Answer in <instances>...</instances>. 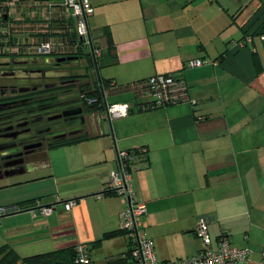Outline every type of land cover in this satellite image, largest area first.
<instances>
[{"label":"crops","instance_id":"obj_1","mask_svg":"<svg viewBox=\"0 0 264 264\" xmlns=\"http://www.w3.org/2000/svg\"><path fill=\"white\" fill-rule=\"evenodd\" d=\"M13 1L11 20L17 31L9 33L10 22L4 19L0 39L5 44L14 39L21 54L22 38L38 40L36 33L48 23H39L40 13L28 1ZM88 1L94 8L89 19L92 41L102 48L101 77L127 84L170 75L185 82V99L111 122L98 114L85 115V130L93 138L59 147L69 155L70 166L59 176L53 173L51 188L57 193L44 203L32 196L0 201V207L25 209L39 201L56 205L54 213L45 217L39 210L21 211L2 219L0 231L19 230L22 217L40 219L49 230L64 231L58 233L63 239L54 242L55 250L86 244L94 264H134L120 232L126 201L105 193V185L118 169L117 152L144 148L149 161L133 173V188L146 206L142 222L160 261L198 254L196 228L204 219L215 239L226 231L231 244L253 248L237 236L243 231L259 238L263 252L264 0ZM247 35H252L250 44L230 48V42ZM198 60L209 63L190 65ZM216 61L217 66L211 64ZM151 100L128 93L119 101L135 110ZM57 198L77 204L66 211ZM1 245L0 264L25 260ZM262 252L257 254L260 260Z\"/></svg>","mask_w":264,"mask_h":264},{"label":"built area","instance_id":"obj_2","mask_svg":"<svg viewBox=\"0 0 264 264\" xmlns=\"http://www.w3.org/2000/svg\"><path fill=\"white\" fill-rule=\"evenodd\" d=\"M28 1L40 13L39 23L47 27L36 33V41L22 38L23 54L26 57L45 59L46 57H72L78 59L75 53L80 50L88 52L94 58L102 56V48L92 41L89 28V19L94 14V8L88 0H23ZM13 0H0V22L4 19L10 22L6 30L9 33L17 31V25L11 20ZM68 28L71 31L68 37L63 31ZM56 30L58 35L51 36L48 32ZM264 40V35L261 36ZM15 44L14 39L10 40ZM252 42V35H247L241 41H232L231 45L243 49ZM18 45V44H17ZM19 46V45H18ZM17 46V47H18ZM46 58V59H48ZM202 61H194L192 66H201ZM114 86V84H112ZM138 92L148 93L158 106L181 102L185 99L187 86L183 80H177L173 76L156 75L137 85H134ZM90 103L96 99L89 100ZM195 103V101L193 102ZM131 109L130 104L118 103L107 106L106 118L111 122L115 118L126 117ZM133 152H117L118 169L115 170L105 185V193L125 199L126 209L120 214V230L125 234L131 249V259L134 264H264V250L259 261L252 259V252L248 248L233 247L226 231H221L216 239L212 240L208 224L209 220L200 221L196 228V234L200 241L198 254L186 259H179L171 262H162L158 259L155 251V244L145 231L142 217L146 215V206L138 201L133 188V173L142 166L147 165L139 161V156ZM99 194L98 198H102ZM57 204H63L66 211H71L77 204V200L61 201L57 198ZM56 205L45 206L36 201L32 208L0 207V223L5 216L19 213L21 211L39 210L42 216L48 217L54 213ZM75 264H94L90 257V249L86 244L75 246ZM16 264H29L24 261Z\"/></svg>","mask_w":264,"mask_h":264},{"label":"flooded vegetation","instance_id":"obj_3","mask_svg":"<svg viewBox=\"0 0 264 264\" xmlns=\"http://www.w3.org/2000/svg\"><path fill=\"white\" fill-rule=\"evenodd\" d=\"M8 45L6 54L0 46V175L37 163L38 157L48 151L49 143L82 132L86 122L81 110L75 112L71 123L58 114H72L75 101L68 106L62 102L50 108L46 98L51 91L60 92V87L55 82L51 84L50 79L54 78L45 70L30 69L40 59L18 53L12 41ZM31 80L34 82L30 83ZM65 82L66 79L63 86L76 81Z\"/></svg>","mask_w":264,"mask_h":264},{"label":"rangeland","instance_id":"obj_4","mask_svg":"<svg viewBox=\"0 0 264 264\" xmlns=\"http://www.w3.org/2000/svg\"><path fill=\"white\" fill-rule=\"evenodd\" d=\"M9 44V41L7 42ZM48 58V57H46ZM43 59L40 63H35L37 65L36 67H31V70H37V69H43L48 73L49 77H53L54 79H50V82L56 83V86L60 87V92L57 91H51L50 94H56V93H64L69 90H76L75 87H78L77 85L79 83H83L85 81H91V77L95 78L94 69L90 67V64L87 62V60H73L69 64H57L56 62H52L50 59L51 57L47 59ZM90 75V77L88 76ZM78 76V77H76ZM69 83L70 80H75V84H64ZM90 79V80H89ZM34 82L31 80L30 83ZM94 86V85H92ZM69 93V92H67ZM132 93V92H128ZM128 93H122L116 96H111L108 99L109 103L114 102H122L119 101L122 98H125ZM76 96L78 94H75ZM122 95V96H121ZM70 97H74V95H70ZM82 98V97H80ZM83 99V98H82ZM84 100V99H83ZM83 105L82 102H77V104H74V107L71 108L73 110L72 114L69 115H63L58 113L60 117L63 119H72L75 116V112L80 111V106L77 105ZM86 114V113H85ZM87 116H90L92 114H86ZM58 117H51V119H57ZM114 122V121H113ZM105 130L106 132L110 133L109 131V123L105 124ZM63 148H56L54 150L47 151L49 162L51 164V167L45 168V165L43 164H37V163H30L26 166H24V171L21 173H16L12 175H6L5 172L0 175V201H16L17 199L20 200V198H24L26 196H32L34 199H40L43 201V203L51 199L48 196H53L57 193L56 188H51L53 186V173H56V175L59 176V173L63 170H67L70 166V157L67 153H65V150H61ZM72 164V159H71ZM15 172L13 169L8 170V173ZM57 178V177H56ZM52 190V191H50ZM7 207V206H6ZM23 214V215H22ZM20 215V214H18ZM25 213H21L20 216H24ZM11 215L5 216L3 219L10 218ZM143 221V219H142ZM19 224H22L21 227H18L19 230L15 231H5L4 229L0 231V243L2 244L1 247H4L6 249H10L12 251L18 252L23 259H28L36 255L40 254H46L49 252H52L56 249V245H54V242H61V238H59V234L61 232H64L62 230L59 231H53L49 230L47 225H45L44 220H36L30 222L28 218L22 217L19 220ZM35 224H38L37 227ZM43 224V225H40ZM144 224V223H143ZM26 226L28 228H26ZM40 226V227H39ZM39 227V228H38ZM213 235H210L214 243L216 242V239L214 236H216V233H211ZM219 236V235H218ZM237 236L240 238V240H243L250 245H253V248L251 247V251L253 252V258L255 260H260L259 252L261 253V247L258 245L259 238H253L250 235L246 234L245 232L241 231L238 232ZM246 237H248V241L246 240ZM258 245V246H257ZM233 247L241 248L240 246L232 243Z\"/></svg>","mask_w":264,"mask_h":264},{"label":"trees","instance_id":"obj_5","mask_svg":"<svg viewBox=\"0 0 264 264\" xmlns=\"http://www.w3.org/2000/svg\"><path fill=\"white\" fill-rule=\"evenodd\" d=\"M63 31L65 32V34L68 37H70V34H71L70 29L64 28ZM48 35L56 36V35H58V33H56V30H51L48 32ZM230 44H231V42H230ZM230 44H229V46H230ZM0 46L3 48L9 49L8 43L5 44L2 39H0ZM233 47L234 46H232V45L230 46V48H233ZM74 55L77 56L79 60H87V62L90 64V67H92V69H94L95 78L91 77L90 78V79H92L91 81H85L83 83H79L77 85L78 87H75V89H76L75 91L73 89V90L67 91L69 93H67V92L56 93V94L48 96L46 98V100H47L48 106L50 108H55L57 104L62 103V102L65 103L66 106H68V104H70V103H73V101H75L76 103L82 102L83 105L81 104L78 106H80L79 108H80L81 112H83V115L98 114L99 116L106 118L107 106L113 105V104H118V103L130 104L126 101L108 104V99L112 95H118V94H122V93L132 92L135 95L136 94L140 95V96H146L147 95V96L152 98V96H150V94H148V93L144 94L142 92H138L135 88H133L134 85H137V84H139V83H141V82H143V81H145L151 77L137 81V82H133V83L118 84L114 80H110V79L106 80V79L101 77L100 69L103 67V65L101 64L100 60L102 57L94 58L88 52H84L83 50H80L78 53H75ZM56 58H61V57H56ZM198 61H202V60H198ZM202 62H203V64L201 66L209 63L206 61H202ZM211 64H213L214 66H217L218 62L217 61L211 62ZM194 67H200V66H194ZM88 76L90 77V75H88ZM76 77H78V76H76ZM112 84H114V86H112ZM92 85H94V86H92ZM75 94H78V95L76 96ZM70 95H74V97H70ZM80 97H82L84 100ZM93 99L94 100L96 99V102L90 103L89 100H93ZM177 103H179V102H177ZM173 104H176V103H173ZM173 104H169L166 106H158L155 104V102L153 100H151L149 103L146 104V107H140L139 106L135 110L133 108V105L130 104L131 109H130L128 115L131 114L132 112L145 111V110L150 109V108L151 109H153V108H166V107L173 105ZM38 108H40V106H38ZM70 120L71 119H68L67 123H71ZM66 126H68V125L66 124ZM91 138H93V135H90V133H88L86 130H83L82 132L75 134V136L73 135L71 137L58 138V139L52 141L51 143H49L48 151L55 149V148L65 146V145H71V144H75V143H78L81 141L89 140ZM128 152H133L134 156H139V161L141 163L147 164L149 161V158L147 156L148 152L144 148H137V149H134V150H131ZM37 160H38L37 164L40 163V164H43L45 166L50 165L47 152L42 154L40 157H38ZM20 168L22 169L23 167H20ZM61 201H63V200H61ZM34 202H36V201L30 202V204H32ZM64 202H66V201H64ZM120 232L123 234L122 231H120ZM75 253H76L75 246H69V247H65L62 249L55 250V251L50 252V253L33 256L31 258L25 259L24 262H27L29 264H75V256H76Z\"/></svg>","mask_w":264,"mask_h":264},{"label":"water","instance_id":"obj_6","mask_svg":"<svg viewBox=\"0 0 264 264\" xmlns=\"http://www.w3.org/2000/svg\"><path fill=\"white\" fill-rule=\"evenodd\" d=\"M75 58H72V57H64V58H58V59H56V62L57 63H62V62H65V61H68V62H70V61H73ZM54 61V60H53ZM52 61V62H53ZM15 172H12V173H8L7 171H5L6 173V175H12V174H16V173H21V172H23L24 171V168H22V169H19V170H14Z\"/></svg>","mask_w":264,"mask_h":264},{"label":"clouds","instance_id":"obj_7","mask_svg":"<svg viewBox=\"0 0 264 264\" xmlns=\"http://www.w3.org/2000/svg\"><path fill=\"white\" fill-rule=\"evenodd\" d=\"M61 58H62V57H61ZM56 59H58V58H51L50 60H51V61L54 60L53 62H56ZM47 60H48V59H47ZM67 62H68V61H65V62H62V63H67ZM70 62H71V61H70ZM56 63H57V62H56ZM62 63H61V64H62ZM57 64H60V63H57Z\"/></svg>","mask_w":264,"mask_h":264}]
</instances>
